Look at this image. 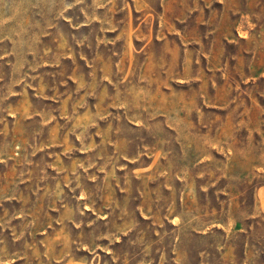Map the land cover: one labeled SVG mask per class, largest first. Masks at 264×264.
<instances>
[{
	"label": "rangeland",
	"instance_id": "obj_1",
	"mask_svg": "<svg viewBox=\"0 0 264 264\" xmlns=\"http://www.w3.org/2000/svg\"><path fill=\"white\" fill-rule=\"evenodd\" d=\"M264 0H0V264H264Z\"/></svg>",
	"mask_w": 264,
	"mask_h": 264
},
{
	"label": "crops",
	"instance_id": "obj_2",
	"mask_svg": "<svg viewBox=\"0 0 264 264\" xmlns=\"http://www.w3.org/2000/svg\"><path fill=\"white\" fill-rule=\"evenodd\" d=\"M255 199V210L258 214L264 215V185L257 188Z\"/></svg>",
	"mask_w": 264,
	"mask_h": 264
}]
</instances>
